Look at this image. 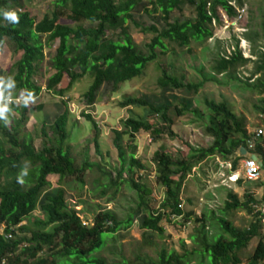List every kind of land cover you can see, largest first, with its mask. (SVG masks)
Wrapping results in <instances>:
<instances>
[{"label":"trees","instance_id":"obj_1","mask_svg":"<svg viewBox=\"0 0 264 264\" xmlns=\"http://www.w3.org/2000/svg\"><path fill=\"white\" fill-rule=\"evenodd\" d=\"M30 1L0 0V10L15 11L19 17V22L12 24L0 15V50L8 44L17 57L9 63L6 71V77L11 76L15 80V88L9 90L14 99L9 102L10 122L5 125L0 121V264H264V227L260 212L255 209L256 205L264 202L262 169L260 180H247L253 183L252 187L243 188V178L237 179V185L243 188L241 197L231 190L227 192L221 216L212 214L217 233L210 235L207 231V222L212 218L202 214L196 219L197 225L190 236L194 249H183L182 253H178L161 247L155 258L139 254L134 261L123 259L113 263H108L99 255L115 233L133 227L134 218L139 220V232L148 245L153 244L154 236L165 234L164 220L170 221L173 217L188 221L191 213H185L182 208L181 192L192 169L206 159L214 157L229 163L228 173L233 174L238 170L239 162L253 153L260 158L264 168V135L255 142L253 151L248 150L250 133L246 128V117L237 115L227 100L215 102L205 99L209 115L208 125L203 130L206 136L212 138V143L199 149L190 147L185 156H174L164 146H160L154 154L155 182L164 192L161 210L150 209L152 187L149 183L134 178L140 170H144L135 157V135L145 132L153 141L159 140L165 133L172 137L171 128L177 117L189 113L199 116L191 96L206 84L238 86L254 95L264 96V9L261 10L260 33L255 32L262 46L257 49L253 37L248 34L244 37L251 44L250 58L243 57L236 41L229 55H217L209 72L200 68L199 81L185 82L183 75L178 77L164 70L157 80L159 92L152 95V100L129 96L119 103L120 108L140 109L143 114L130 112L128 118L122 121L123 129L114 131L112 144L117 153L118 168L115 178L110 172L106 174L108 183L101 187L102 195L109 190L115 193L121 185H127L137 197L136 209L125 220H118L112 211H99L86 225L78 212L68 206L63 184L65 179L72 178L76 184L84 185L86 173L93 170L95 164L85 160L78 167L72 158L68 145L67 110L58 115L50 126L47 127V121L43 122L40 149L35 148L30 138H20L22 123L26 121L23 115L27 111L21 101L24 90H31L36 100L47 82L45 88L48 91L54 90L56 95L63 97L74 83L88 75L92 83L85 96L92 104L102 87L115 89L142 76L150 63L168 51L169 45L179 49L194 43L204 45L224 21L230 23L238 18L244 2L40 0L51 1L53 8L37 21L30 12L23 10V6ZM144 2L148 4L144 11L149 15H159L164 22L163 28L155 25L146 27L134 21L133 11ZM232 2L234 5H231ZM174 12L184 19L174 18L170 22ZM62 20L72 24H64ZM129 23L143 35L153 34L149 43L144 44V52L134 43ZM87 24L91 27H86ZM113 33L122 38L121 42L113 41ZM43 36H46L47 46L58 42L49 60L48 67L52 73L48 76L41 71L45 46L40 38ZM249 63H253V70L241 79L239 71ZM66 78L67 87L60 89ZM175 92H184L186 97L178 101ZM15 100H19L21 106H17ZM261 103L260 111L264 115V98ZM83 116L95 130L92 143L95 153L100 155L97 141L99 129L91 115ZM260 125H264V119ZM241 149L246 151L245 156L241 154ZM23 169L28 172L20 182L18 177ZM123 173L128 174L127 178H123ZM49 176L57 177V187L42 201L51 186L47 179ZM38 209L41 215L35 213ZM164 209L169 212H163ZM238 213H244L254 221L247 228H236L231 218ZM253 240H257L253 250L244 253Z\"/></svg>","mask_w":264,"mask_h":264},{"label":"rangeland","instance_id":"obj_2","mask_svg":"<svg viewBox=\"0 0 264 264\" xmlns=\"http://www.w3.org/2000/svg\"><path fill=\"white\" fill-rule=\"evenodd\" d=\"M234 2H232L233 5ZM242 2H244L243 9L239 10L241 18L230 23L224 21L215 30L213 38L204 45L194 43L184 49L169 45L168 51L164 55H160L155 62L150 63L142 76L123 83L115 89L102 87L92 104L88 102L85 96L92 83L90 76L87 75L74 83L63 97L56 95L54 90L48 91L45 88L46 82L40 97L25 106L27 111L24 113L23 119L26 118V121L22 123L20 138H30L37 149L42 146L41 129L43 122L47 121L48 127L58 115L65 110L69 112L67 129L70 134L68 145L71 149V156L75 159L78 167L85 160L95 164L93 170L86 173L84 185L76 184L72 178L65 179L63 184L68 206L78 212L84 224L90 223L95 213L99 211H112L118 220H125L136 209L137 197L135 192L127 185H121L115 193L114 190H109L108 192L105 191V195H102L103 189L101 187L108 183V179L105 178L106 174L110 172L112 177L115 178V170L118 168L117 153L112 144L114 131L123 129L122 121L128 118L130 112L133 111L138 115L143 114L140 109L120 108L119 103L129 96H137L146 101L152 100V95L159 92L157 80L164 70L178 77L183 75L185 82L199 81L201 79L199 77L200 68L203 67L205 72H209V68L217 55H229L233 52L236 41L239 42L238 46L243 57L250 58L251 44L244 40L246 34L254 38L257 49L262 46V42L259 37L255 36V32L260 33L259 24L261 10L264 9V0H242ZM147 7V2H144L133 11L134 21L146 27L155 25L157 28H163L164 22L160 16L147 14L144 11ZM52 8L51 1L40 0H32L30 4L23 6V10L30 12L37 21L41 20L44 14L52 11ZM174 18L184 19L177 12L171 14L169 21L172 22ZM62 23L72 24L64 20H62ZM129 24L134 43L140 51L144 52L143 46L149 43L153 34L143 35L132 23ZM86 27L91 26L87 24ZM40 39L45 46L41 71L48 76L52 73V70L48 67L50 66L49 60L54 54L58 42L47 46L46 36ZM112 39L114 42H121L122 40L117 33H113ZM14 60H17V57L12 53V48L6 44L0 50V77H6L9 63ZM252 70L253 63H249L240 69L239 77L245 79ZM65 81L60 84V89L67 87L65 86L68 84L67 78ZM175 95L178 101L186 97L184 92H175ZM263 98V95H254L251 91L238 86L231 88V86H218L208 83L197 94L191 96L193 107L198 110L199 116L189 113L177 117L171 128L172 137L165 133L159 137V140L153 141L148 133L140 132L136 134L137 149L135 157L140 160L144 170H140L137 175H134V178H141V181H147L152 187L150 209L161 210V203L164 198L163 189L155 182L154 154L160 146H164L166 151L174 156H185L190 147L199 149L208 147L212 143V138L206 136L203 130L208 125L209 115L204 105L205 99L215 102L227 100L237 115L246 117V128L248 133H251L264 118L260 111ZM13 100L11 99V102ZM15 102L17 106H21L20 102L17 100ZM83 114L91 115L99 129L97 141L100 146V155L95 153L94 144L92 143L95 130ZM19 116L18 114L16 117ZM9 122L7 125H9ZM242 161L239 162L238 170L230 174L228 173L229 163H224L219 158L214 157L206 159L192 169L181 192L182 208L185 213H191L188 221L173 217L170 218V221L164 220L162 225L165 234L161 237L154 236L152 238L153 244L148 245L147 242H144L142 233L139 232V220L134 218L133 227L127 230L121 229L115 233L111 239H108L106 247L99 255L106 259L108 263H113L120 262L123 259L134 261V257L139 254L155 258L161 247L174 249L178 253H182L183 249L188 251L194 249L195 246L190 241V236L197 225L196 219L201 217L202 214L212 218L211 221L207 222V231L210 235L217 233V225L212 214L221 216L220 210L223 207L227 192L231 190L241 197L245 186L252 187L253 183L247 182L243 175ZM127 175L123 173L122 176L127 178ZM239 177L243 178V188L236 183ZM47 179L51 186L42 201L46 196L52 195L53 190L57 187L56 176H49ZM163 212L167 213L169 211L164 209ZM35 213L41 215L39 209ZM231 219L233 226L240 229L247 228L250 222L254 221L252 217H248L244 213H238ZM262 234H264V230H262ZM256 243L257 240H253L244 253L247 254L248 251H252ZM244 263H246V260H244Z\"/></svg>","mask_w":264,"mask_h":264},{"label":"clouds","instance_id":"obj_3","mask_svg":"<svg viewBox=\"0 0 264 264\" xmlns=\"http://www.w3.org/2000/svg\"><path fill=\"white\" fill-rule=\"evenodd\" d=\"M0 15L3 16V18L12 23L16 24L19 22V17L17 16L15 11L8 10H0ZM15 88V80L11 77H0V121H3L5 125L8 124L9 118L8 114L10 112L9 108V102L12 99V93L9 90H12ZM34 100V96L31 90H24L22 93L21 101L22 103L27 106V104ZM19 101V100H17ZM28 170L23 169L21 170L18 180L20 182H23L22 178L27 175ZM26 222H23L25 224ZM2 232V229H0V233Z\"/></svg>","mask_w":264,"mask_h":264},{"label":"built area","instance_id":"obj_4","mask_svg":"<svg viewBox=\"0 0 264 264\" xmlns=\"http://www.w3.org/2000/svg\"><path fill=\"white\" fill-rule=\"evenodd\" d=\"M232 4V3H231ZM233 5V4H232ZM241 15L239 13L238 18L240 19ZM264 135V125H259L250 133V138L247 141L248 150L253 151L255 149V142L262 138ZM256 156L253 153H249L245 159L242 161L243 175L248 181H258L262 178L261 167L258 165L260 158L256 156V159L252 158ZM256 211L260 212L261 222L264 227V202L260 205L255 206Z\"/></svg>","mask_w":264,"mask_h":264},{"label":"water","instance_id":"obj_5","mask_svg":"<svg viewBox=\"0 0 264 264\" xmlns=\"http://www.w3.org/2000/svg\"><path fill=\"white\" fill-rule=\"evenodd\" d=\"M241 154L246 155V151L244 149H241ZM252 158L256 159V156H253ZM258 165L261 167L262 170H264L263 165L260 161H258Z\"/></svg>","mask_w":264,"mask_h":264},{"label":"crops","instance_id":"obj_6","mask_svg":"<svg viewBox=\"0 0 264 264\" xmlns=\"http://www.w3.org/2000/svg\"><path fill=\"white\" fill-rule=\"evenodd\" d=\"M264 119V118H263ZM263 180H264V176H263ZM259 192H256V194H258Z\"/></svg>","mask_w":264,"mask_h":264}]
</instances>
